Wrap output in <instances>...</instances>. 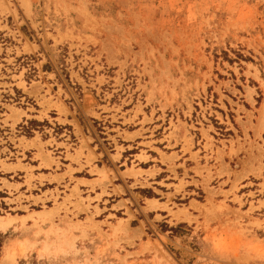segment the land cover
<instances>
[{"label":"rangeland","instance_id":"rangeland-1","mask_svg":"<svg viewBox=\"0 0 264 264\" xmlns=\"http://www.w3.org/2000/svg\"><path fill=\"white\" fill-rule=\"evenodd\" d=\"M136 125L177 184L119 177ZM262 132L264 0H0L3 264H264Z\"/></svg>","mask_w":264,"mask_h":264},{"label":"crops","instance_id":"crops-1","mask_svg":"<svg viewBox=\"0 0 264 264\" xmlns=\"http://www.w3.org/2000/svg\"><path fill=\"white\" fill-rule=\"evenodd\" d=\"M85 114H86V119L91 123L90 118L92 117V115L90 114V112H87L86 109H85ZM65 118L68 119V116L65 115ZM75 119L77 120V123L80 126L82 133L84 134L85 137H87L84 127L80 124L77 118ZM146 130L152 131L153 129H150V126H149L147 129L144 130L143 127H139L138 125H136V127L127 131L126 138L121 136V138L124 139L123 143L121 144L123 147L122 151H125L126 149L127 150L131 149V148L137 150L135 153L129 154V158L131 157L132 159L127 158L128 160H131L132 162L135 163L134 167H129L126 165L125 168H121V165H123L121 163L123 154H122V151L120 152L116 150V147L118 146L117 143L114 142L115 143L114 145L110 144V146H112L111 147L112 149L108 150L106 148L103 149V147H99V149H94V147L90 143L85 141V146L82 148L81 154H78V157L76 158L78 159V162L72 161L70 158H68L66 165L70 166V168L72 169V175L75 173H81L78 176L73 175L72 177L77 180L83 181V183L98 179L100 177V175L97 176L98 173L105 171V169H108V167L106 165L104 167H101L95 164V162L100 159V155L102 156L105 155V152H104L105 150H108L107 152L110 156V162L113 163V166L115 168L120 167L118 168L116 172L118 173L119 177L124 179V181L127 179H141V178L150 180V178L157 179V177L160 176L159 177L161 178L160 183H162V185L166 187H171L172 185L177 184V180L179 179V177L182 176L181 175L182 173H178L176 171V167H178V165L181 166V163L179 160L180 151L176 150L174 152H169V151L164 152L157 145V142L158 141L160 142L162 140L160 138H156L154 134H150L146 132ZM152 135H153V138H151ZM92 136L93 135H90L91 139H92ZM161 143L163 146V142ZM170 143H173V140H171ZM134 144H136L135 147L133 146ZM111 151H114V152H111ZM150 152H154L156 153V155L153 156ZM71 155L73 156L74 153H72ZM64 156H65V153H64ZM139 157H145V159H141ZM87 160H89L88 163H87ZM151 161L160 162L165 167L163 166L161 167L158 163L149 164ZM171 165L173 166V171L169 169ZM51 167L53 166L51 165ZM64 171H67V169H64ZM94 171H98V173ZM150 172L151 174H149ZM161 173H165V174L161 175ZM86 174L92 177L90 176L86 177ZM175 175H177V177H175ZM111 195L112 193L107 192V191L101 194L99 192L98 187H95L94 192L89 193L88 196L92 199V203L95 204L98 201L104 200L106 196L111 197ZM148 200L153 201L156 199L148 198ZM158 203L160 202L158 201Z\"/></svg>","mask_w":264,"mask_h":264},{"label":"bare ground","instance_id":"bare-ground-1","mask_svg":"<svg viewBox=\"0 0 264 264\" xmlns=\"http://www.w3.org/2000/svg\"><path fill=\"white\" fill-rule=\"evenodd\" d=\"M36 214V213H35ZM16 218L12 216H0V230L6 229ZM9 253L0 260V264H3L8 257Z\"/></svg>","mask_w":264,"mask_h":264}]
</instances>
